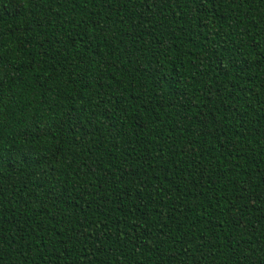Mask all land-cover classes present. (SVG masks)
I'll use <instances>...</instances> for the list:
<instances>
[{
	"label": "trees",
	"instance_id": "1",
	"mask_svg": "<svg viewBox=\"0 0 264 264\" xmlns=\"http://www.w3.org/2000/svg\"><path fill=\"white\" fill-rule=\"evenodd\" d=\"M0 264H264V0H0Z\"/></svg>",
	"mask_w": 264,
	"mask_h": 264
}]
</instances>
